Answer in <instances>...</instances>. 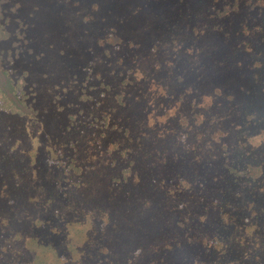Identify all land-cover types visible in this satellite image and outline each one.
<instances>
[{
    "label": "rangeland",
    "instance_id": "rangeland-1",
    "mask_svg": "<svg viewBox=\"0 0 264 264\" xmlns=\"http://www.w3.org/2000/svg\"><path fill=\"white\" fill-rule=\"evenodd\" d=\"M0 8V63L30 107L0 109V258L34 262L44 204L73 201L85 211L65 223L76 238L100 206L110 210L92 231L98 247L114 235L142 240L172 217L179 260L192 246L181 236L186 211L216 196L224 208L212 233L222 235L204 263L264 264V0ZM122 253L111 263L138 264Z\"/></svg>",
    "mask_w": 264,
    "mask_h": 264
},
{
    "label": "trees",
    "instance_id": "trees-1",
    "mask_svg": "<svg viewBox=\"0 0 264 264\" xmlns=\"http://www.w3.org/2000/svg\"><path fill=\"white\" fill-rule=\"evenodd\" d=\"M6 35L7 31L4 28L0 8V38ZM22 92L20 85L13 82L0 63V109L19 114L30 112V107L25 103ZM214 197L198 200L196 202L198 203L197 205L193 202L188 211H186L189 215L185 216L182 220L186 219L185 226L187 227V231L183 232L181 236L190 238L192 246L184 250L179 260L172 257L174 253L171 254L174 242L176 243L177 237H179L175 229L176 225L172 223V217L164 220L163 230L159 231L155 227H151V229L142 233V237H140L143 238L142 240L126 241L125 244L127 245L124 246L125 244L119 243L116 235H114L109 238L110 243L106 247H98L96 245L97 241L93 238L92 231L96 227V224L99 227L104 224L107 212L104 214L101 211L108 210L110 212V210L107 207L100 206V210L96 212V216H94L93 220L89 221L90 226L84 230L81 238H76L74 230L70 226H65V223L73 225L77 219L84 218L83 214L85 211L83 212V209H79L78 214V208L73 201H70L63 206L64 209L58 205L52 206L59 212V215L56 217V220H58L57 225L50 223L52 220L51 214L56 212L53 211L52 207H49L48 204L50 203L44 204V224L48 222L44 225V251L40 250L37 254H34V262L27 261V258L22 257L21 253H16L15 257L17 259L14 257L10 260V257L5 258L3 256L4 258H0V264H112V259L119 253H122V251V257L131 258L138 264H205L203 257L205 249L203 248L209 246L214 250L213 245L218 242L217 237L222 235L221 231L219 234L212 233V231L218 228L216 221L219 220L220 216H216L224 208V205L219 208L217 207L218 200H212ZM165 198L175 201L179 200L178 197L174 199L170 198V195L169 197L164 195ZM69 209L72 210L70 213L68 212ZM189 210L192 211V214H190L191 211L189 212ZM167 225L172 229L167 230L165 228ZM178 227L180 228V226ZM87 229L89 230L88 232L86 231ZM198 236L199 239L201 238V242L202 240L207 242V246L198 244L197 241L199 239L197 240L196 238ZM207 237L208 240H206ZM115 241L119 243L118 249L114 248ZM188 241L183 240V243ZM1 249H3L2 243L0 244V251H2Z\"/></svg>",
    "mask_w": 264,
    "mask_h": 264
}]
</instances>
